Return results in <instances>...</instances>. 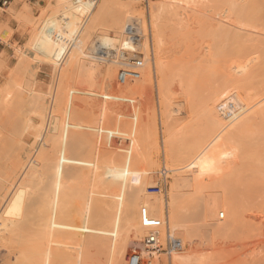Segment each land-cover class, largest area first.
I'll list each match as a JSON object with an SVG mask.
<instances>
[{
    "label": "bare ground",
    "instance_id": "6f19581e",
    "mask_svg": "<svg viewBox=\"0 0 264 264\" xmlns=\"http://www.w3.org/2000/svg\"><path fill=\"white\" fill-rule=\"evenodd\" d=\"M200 1H201L200 4L203 3V0ZM111 2L112 1L110 0H104L100 6L98 5V7L95 6V4L93 5V8L97 7L98 9L96 10L97 13L94 12L96 15L91 20L89 28H87L88 29L87 35H89L88 33L89 31L93 34V31L99 32L100 31L99 29H101L102 32L98 36H96L97 37L95 41L96 43L94 42L95 43L94 47H92L93 49L91 48L90 51L91 53L92 52L96 53V56H98L96 60H100L103 62L106 61L108 58H110L112 55L109 49L110 46L117 43L119 44V46L122 45L127 50H131V52H129V55H127L128 63L126 64V66L132 67L131 63L133 61L138 60L136 59L137 54L136 55L134 54L135 51L133 49L137 47H140L141 50L148 49V53L151 54V60L150 62H148L149 58H147V55H145V57H143L142 59L140 58V60H142L143 62L142 68L140 69L141 72L131 71L133 70L131 68L129 69L130 71H126L127 69L121 70L122 74H120V79H119V83L121 86H119L117 92L119 93V95H124L127 92L129 93V92L141 91L143 90L144 86H149V85L151 86L150 73L152 69V71H154V74L156 72V74L159 75L158 91L161 99V104L163 105L162 111L163 110L165 111L163 113H166L165 106L167 107V104L169 103L166 102L168 100H166L165 98L167 97L165 95L166 94L165 92H167L166 88L168 87L167 83H169L170 81V79L168 81V77L170 76V73L172 71L173 72L171 74L173 75V73H175L174 75L177 76L178 75L177 72L179 71V70L176 71V67L177 65H179L177 64L176 58L178 59L180 57L179 55L181 54L182 57L184 54L187 53L189 54V52H192V48L194 47V52L196 49V54H195V61H196V58L198 59V55H199V53L197 55V52L202 51L200 50L201 45L204 43H206L207 45V41H208L206 40L205 42L204 40H200V38L198 39L199 34H201L202 36V33L204 34L208 33L207 29L208 31L210 29V31H212L211 34L213 33V35L217 33L215 35L216 38L212 35L211 39L209 37L210 33L209 36L208 34H206L208 36L207 39L211 40L212 46H210V42L208 41L209 46L205 48L201 47L203 49L204 55L212 59L210 63L212 66L211 68L208 69L209 72L207 76L209 75L208 78H214V80L210 79L211 81L213 80L212 86L210 87L208 86L209 88L207 87L209 90L207 91L205 97L198 92L200 91V88L197 87L198 85L196 86V88H194L195 86L193 85V84H197L198 82L197 76L200 75L197 73H200V71L202 72V70L200 69L202 68L201 66L202 64L199 63L201 59H199V61H197V63L195 64V61L192 58L191 59L192 64H191L189 63L190 58L188 59L189 60L188 61L187 59L184 60V58L180 57L182 58L179 59L182 67L183 66L186 67L187 65L193 66L194 63L195 65L193 67L195 68V71L193 68H191L193 70L191 72L188 71L189 67H186L188 69H186L185 67L183 68L181 67L182 68L181 69L182 75L180 71L181 78L180 76L177 77V79L178 78L181 79L180 84L182 82L183 85V86L180 85L182 86L181 89L185 90V92L183 91L184 93L182 92L184 98H188L189 96L188 94H191L192 91H195V94L196 93L199 94L197 95L198 98L195 97V94H193V96L191 94V99H193V101L196 98V100L199 102L200 101L199 99H202L201 97H204L202 101L199 103L200 104L199 107L200 110L201 109L206 110L208 114V126L197 137L190 138L188 141L182 139L180 143L178 142L179 143L178 145L176 143V140H178V138L176 139V135L173 134V131L171 130L167 120L165 119V123L163 122L164 125L163 135L165 136V141L162 140V145H161L162 155L169 162V166L177 167V165L182 166L188 164L185 167V169H187L190 165L195 164L196 162L198 163L196 165H193L194 168L188 170L187 172L189 173L188 177H187V173L185 174L187 178L184 177L183 179H181L179 178L180 177L179 175L178 178H175L177 177V173L174 174V178L173 179L171 178L172 182L170 186L168 185L167 182V186L169 188L167 187L166 193L164 195L149 194L148 189L156 184V181L154 184L151 182L150 175L156 166L153 159L156 155H158L159 152L158 151L159 149L157 148L158 144L156 139L157 132L155 131L156 129H154L155 128L154 126H153L154 128L151 127L149 128L148 126V128L144 127L142 129L141 136L139 137L140 144L142 147V152L138 163L136 162L137 160H134L133 158L128 159L129 157H122L119 156L118 154H113V152L111 153L113 155L111 154L102 155V152H98V153L96 152V156L98 154L99 155L101 154L100 156L103 158L102 160H100V156H98L99 160L98 159L97 160L99 161L100 164L98 163L97 160H95V158L93 159L94 161L92 160V162L83 161L82 153L84 154L85 152H88L87 149L89 148L87 147L88 141L84 138H83L84 140L80 138L78 134L79 130L75 135L72 134L71 132H67V131L62 132L60 130L58 106L60 108L61 104H59L60 102L58 103L54 100L52 102L51 109L49 110V114L47 116L48 118L47 124L46 127L44 128V134H43L45 136H43L41 146H43L42 148L43 150L44 146L46 147L47 145L46 143L49 142V145L52 144L55 146L54 147L49 146L48 150L50 149V151L51 150L53 151L54 148L56 147L55 150L61 152L63 151L62 152L63 158L64 156H66V158L64 159L60 158L59 159L60 165H56L54 167L53 163L52 164L50 163L51 160L49 161L47 157V155H49L47 149L43 150L44 151L43 153L44 154L46 153L45 154L46 156H44L41 153L42 150L41 151L39 150L40 153H38L39 155L37 154L36 163L35 162L32 163L33 165L29 168V172L26 171L28 172V177L26 179V182H24L20 178L22 180L21 181L22 183L19 182V184L18 183L17 185L15 184L16 187L14 188L13 193L9 197V200L5 202V207L3 206L4 208L3 211L1 207L0 221H2L3 218H7V217H11L12 219L18 218L15 219L14 221L13 220L9 221L8 219V221H6V224H4L6 227V232H4V234H7L8 238L15 236L16 238L20 237L19 238L20 240L21 239L23 240L25 238L27 239L29 234L26 233H28L29 229L36 224V219L39 224H41L42 222V225H37V226L39 228L41 227L43 230L42 232H44L43 234L38 232L37 235L40 233L38 237L33 234L35 236L33 237V235H31L33 231L31 228L30 235L32 236V238H35L32 239L33 241L30 240L31 237L29 236L30 237V238L28 237L29 240H25L22 242L21 241L19 242V239L17 238L18 240L16 243L19 242L18 244H16L14 242L15 240L13 241L12 238L9 240V242L6 241L9 244L7 243L6 245L5 243H3L5 247L3 246L0 247L1 248L3 247L2 249L4 248L6 249L7 246V249H10V250L6 249L8 251L7 252L8 255L10 254L13 255V257H11L12 262L9 261L8 262L9 264L14 263L13 260L16 259L19 260V261L17 260V262H19L20 264H87L88 262L86 260L88 259L86 258V256L82 255L83 253L81 254V250L84 253H86V250L88 251L90 249L93 250L94 254L92 252H91L92 254L88 252L89 256L87 253L85 254L87 255V257H91L89 258V261L91 262H89L88 264H93L94 262H96L95 264L97 263L101 264V259H100L102 257L101 255H104L106 257V262H107L106 264H122L123 257L125 256V249L128 244L127 241L129 239L127 238L128 234L132 232L131 234L134 235V237L131 235V238L133 237L132 239L135 238L136 234L137 235L141 234L142 235V236L140 235V239H141L142 237L144 238L148 232L147 230L142 229L139 223V211L141 208H145L148 211L150 217L158 219L162 222V224L167 225L168 229L170 230L173 236H175L174 231L177 229L176 231L179 237L176 236L175 237L180 241L181 250L185 249L187 245H190L189 248H191L192 247L191 245H193V243L195 242L196 237L201 238L202 232L200 233L201 236H198L199 235L198 233L200 232L199 229H197L196 232V228H194L195 229L194 230L193 228L189 227L190 225L189 221L191 217L189 213H187L188 211L185 206V202H186L185 195L191 196V194L183 193V190L184 191L190 190L192 193V190L195 187H203L204 186L203 183H205L204 182L205 179L207 182L209 178L212 176L209 173L211 171L210 167L212 166V162H214L215 159H218V157L221 155L227 156L228 154H233L235 156L236 159L231 163L232 172L233 171L235 172V170L242 171L243 168H244L243 171H249V172L264 171V58H263L264 57V52H263L264 51V47H263L264 46V0H231V1L222 0L221 1L222 5L221 2L220 3L218 2V4L220 5L214 4L220 9L221 6H223L222 8L225 9L222 12L223 13L222 17H225L224 22L222 24L221 22L223 20H221L220 23L218 22V24L220 25V28L218 27L220 31L218 30L214 31L212 24L214 25L213 18L217 15L218 12L221 13L223 9L220 10L219 8L216 7L217 9H219L218 11L216 8L214 9L215 7L214 5L213 6L208 5L211 7L209 8L206 4H204V6L206 5L207 8L210 9L207 14L209 13L211 14L212 9H214L213 12H217V13L216 15L213 14V16L214 15L215 16L212 17V19H210L211 27L208 25L209 20H203V22L201 21L202 19L198 20V22L201 21V23H203L202 25H204V28L202 27L199 28L200 29L199 34L196 33V42L198 39L197 44L199 45L198 51H197L198 46L196 42H195L196 47L194 45L193 47L189 46L190 44L189 39L192 37V35L189 36L190 34L185 33L186 36L188 35L186 38V36H184L185 34L183 32H180V31H184V29L180 27L182 26V24L178 23L179 25L176 27L177 23H173L172 19L178 16L177 15L178 13H176V11L178 10H174L173 8L174 11L173 10L170 11L171 7L168 5V3L163 2L158 5L153 4V6L151 4L152 16L149 18L151 13L150 15L149 13L145 15V17H147V21L145 24L141 22V19L139 17H138L139 19L134 21V17H131L132 9L130 8L129 5L121 4V3H119V5L116 4L111 5L110 4ZM187 2L188 1H186V3ZM129 3L130 2H128V4ZM182 3L183 2H181V4ZM210 4H212L211 1ZM198 6L199 7L197 8V10H199L202 7V5L201 7L200 5ZM178 8L180 9V7ZM147 10L149 11V9ZM166 11L168 12L166 13ZM205 11L207 12L208 10L206 9ZM91 13L92 12L90 11L88 16L86 17L83 23V28L86 27L87 25L86 22L88 21V18L91 15ZM220 13L218 15L219 16L218 19L222 18L220 17ZM167 14H170L172 19H170V16H166ZM184 14L185 13H183V16H185ZM180 16L182 17V13ZM175 18L173 19L174 21ZM149 19L151 20L149 21ZM182 19L185 20V17ZM188 20L189 18L185 20V24L186 22H188ZM171 22L173 24H171ZM214 22H217L216 18ZM134 23L138 24V27L142 29L143 36L141 37L133 36V35L129 36V33H131V31H129L130 30L129 25L132 26L134 25ZM188 23H190V21ZM169 25L171 27L170 30L168 29ZM171 25H175V26H171ZM197 25L199 27V23H197ZM205 25H207L209 28L206 29L207 26ZM231 25H233L236 28L235 31L228 30V26ZM184 26L185 25H183V27ZM179 27L183 30H181ZM188 27L189 26L185 28L186 29L185 31H191V29ZM178 28L180 31L176 30ZM191 28L193 29V27ZM167 29L169 30V32L167 31L168 32L167 37L170 38V40L176 39V41H178L177 42L178 44L179 41L181 43V41L185 37L186 40L184 39L185 40L184 45H186L185 44L186 41L187 43H189L186 46L188 50L184 49L181 51V53H179L180 50L177 49L178 50L177 52L175 49L176 54L178 55L176 56L175 54L176 57L174 56L175 59H173V61L174 62L176 61V63L171 61L172 58L169 57L170 61L173 62L174 65L173 64L172 65L174 67L171 65V63H169L170 67L167 66L166 56L162 57L165 55L163 47L165 45L164 39L167 33L166 32ZM197 30L198 28L196 29V31ZM80 31L83 32V29H81ZM82 32H79L80 33L79 36L77 35L76 38L73 40V42L70 43V49L75 48L78 51L79 56L81 55V57L82 56L85 57L84 60L86 61L87 55L84 54L86 51L85 52L83 51L86 50L84 49L85 45L83 46V43H81L80 41L78 42L79 37H80L79 40H81L82 37L81 35L84 33ZM125 33H127V35H125ZM170 33L171 35H169ZM145 34L147 38H145ZM123 35H125L126 37L124 38ZM48 36L49 37L54 36V31L48 30ZM181 36L183 37L182 40H180ZM87 39L88 38L85 39L83 36V42L85 40V44H87L86 43ZM167 40L170 42L169 39ZM139 41H142L141 44H138ZM201 42L202 44H200ZM171 44H173V42ZM259 44L260 45L263 44L262 49H260V52L257 51L260 48ZM181 45L182 47L184 46L182 43ZM250 51L251 53L249 54ZM253 51L255 53H253ZM194 52H192V54H194ZM262 52L263 54L261 55L263 56L261 59V56L259 57V54ZM86 53L88 54V52ZM169 53L171 52L169 51ZM256 53L259 54L256 55ZM19 54H21V52H19ZM201 54L199 55L200 58L202 56ZM140 55L143 54L140 53ZM173 55L174 53H172V56ZM71 57L70 60L72 59ZM121 58L122 56H119V59ZM205 58L206 57H204V59ZM74 59H76L75 56L73 57L72 61ZM213 59L214 60L216 59V61L212 62ZM218 60L221 61L220 64L222 66L219 64ZM205 61H207L206 65L209 66L208 63L209 61L208 60ZM182 62L183 63L186 62V65H183ZM90 63H92V61H90ZM86 64L88 65L87 66V68L89 69L87 70L88 72H90V70L97 71L95 70L96 69L95 67L97 66H94L93 63H92L93 66H90L92 64L89 65V63ZM106 64H105V69H103L104 77L109 78L110 73L113 74L112 75L113 77L115 73H113L112 70L110 69L112 65L110 67L107 65L106 67ZM117 64L122 65V63L120 61L118 62V60H117ZM197 65H198V70H197ZM213 66L220 68L215 69V67ZM129 73H132L133 76L127 77L126 75ZM206 73L207 72H205V74ZM123 75H125L126 77L124 81L122 80ZM172 75L170 76V78L174 76ZM203 77L201 74V78ZM204 81H202V83H206V81L205 82ZM204 85L206 87L207 83ZM193 88L195 90H193ZM4 92H5V96H3V101L6 104L9 102L8 101L10 98L9 92L11 91L9 89V92L8 90H5ZM191 99L190 100L186 99V100L189 103ZM186 100H184V102ZM193 101L192 103H196ZM188 103L186 102V106ZM192 105L190 102V104H188L187 107L189 108L190 106L191 108ZM253 105L255 106L259 105V107L257 108L255 107V109L253 110L254 112L252 111L250 114H246ZM168 107H170V105H168ZM242 115H244V117L240 119V121L236 122V120ZM232 123H234L233 126H231ZM92 124L94 123H91V125ZM123 125L124 124L122 123L121 125L122 128ZM85 128L86 130L89 129V127H85ZM122 128H120V130H122ZM125 128L126 127L124 126V129ZM94 129L95 128H93V130ZM225 129L226 131L223 132ZM80 130L83 129L80 128ZM88 131L89 130H87V132ZM96 131L98 132V130ZM114 132L116 133V131ZM222 132L223 134L220 136V133ZM117 133H119V131ZM254 135L256 136V139H250V137L252 138V136ZM93 136H95V134ZM44 138L46 139L49 138V141L48 142L45 141L46 139ZM100 140L101 137L99 138V141ZM215 140L218 141L214 144L211 152H205L207 146L210 145ZM97 143L99 144L101 142L97 141ZM59 153L60 152L56 153V155H58ZM89 153H92L91 150L90 152H88V154ZM93 153L95 152L93 151ZM69 155L71 157H69ZM76 157H78L79 160ZM92 157H95L94 154L92 155ZM198 158L199 160H197ZM37 159H39L38 162ZM61 161L63 162V164L61 163ZM50 164H51V168L48 167V165ZM165 164L161 167V169H165L168 173H172L176 169L175 168L174 170H170L172 167H170V169H166ZM86 167H91L92 169L89 168V172H88L85 169ZM62 170L65 171L67 170V171L65 173H62ZM178 170L180 171V169ZM41 171L42 172L44 171L46 173V177L45 174L43 175L44 172L41 174ZM180 175L183 176L184 174H180ZM25 176L23 178L24 180H25ZM41 176H44L45 179L48 180L47 182L43 180L42 186L41 183H39ZM219 179L220 178H217V180ZM260 182L264 186V179L263 180L257 179V181L250 180L249 182L246 183L247 197L248 196L251 197L253 195L256 183H260ZM27 189L31 191L29 192L30 194L27 192L28 191ZM44 195H47L45 199H44ZM26 197H28L27 202L24 203V199H26ZM38 204H41L43 206L41 209L37 210L35 208H37ZM223 211L226 214L225 215L226 219L224 218ZM39 218L41 221L38 220ZM204 218L208 219L209 221H213V226H212L214 231L213 234L220 235L234 231L237 227L238 218H239L235 198L233 199L232 197L229 199L217 198L210 201V203H207V205L204 207ZM220 219H224V222H222V220L220 222ZM254 220L259 222V229H258L259 232L257 237L259 236L261 237V240L255 245L257 246L258 244H262L264 242V218L258 219L255 217ZM3 222L5 221H2V223ZM2 223H0V226ZM3 229L5 228L3 227L2 231ZM209 231L210 230L208 225V232ZM22 234L24 235L26 234L27 237ZM159 234L160 237L163 238L162 230H160ZM0 239H2V237ZM1 242L2 241H0V245H2ZM73 245H75L74 248L72 247ZM75 247H80V249L76 248L78 249L77 250L78 253L75 255H71L70 254L71 252L69 250L73 248L72 249L73 252ZM174 253H178V252H174ZM174 253L169 255V257L171 255L174 256L169 258L168 262L162 261L160 259V256H157L156 254H153L151 256L152 257L157 256L155 257L156 260L154 264H182L185 256L184 257L176 256ZM146 254L147 253H145L141 249V255L144 256ZM94 255H96V257L98 258H96ZM258 255L259 258L257 260L254 259L253 257L251 258V260L253 259L252 264H264V251L259 252ZM4 260L7 261L6 257L3 259V262L5 264L6 261ZM216 261L217 263H219L218 262L219 259ZM17 262H15L14 264H16ZM214 263H215L214 261L212 262V260L209 259V261H205L202 264H214ZM230 263L231 262L229 261V264ZM148 264H153V262L149 260Z\"/></svg>",
    "mask_w": 264,
    "mask_h": 264
},
{
    "label": "rangeland",
    "instance_id": "374dc122",
    "mask_svg": "<svg viewBox=\"0 0 264 264\" xmlns=\"http://www.w3.org/2000/svg\"><path fill=\"white\" fill-rule=\"evenodd\" d=\"M103 1L104 0H46V6L44 9L40 10L38 17L34 18L32 16V14H28V15L22 17V20L24 21V23L29 28L28 41L24 45H19V46L14 45L12 47L13 56L16 60V65L12 70L7 71L2 76V79L5 81L2 85H0V196H1V198H0V209L2 207V211L4 209L3 206L5 207V202L7 200H9V197L11 196V194L14 191V188L16 187L15 184L16 185H17V183L19 184V182H21L22 180L24 182H26V179L28 177L29 168L33 165L32 163H34V162L36 163L37 154L40 153V151L43 148V146H41V142H42L43 136H45V135H43L44 134V128L46 127L47 119H48L47 116L49 114V110L51 109L52 102L54 100L58 103L60 102L59 104H61L60 108L58 106L60 130L62 132L63 131L71 132L74 135L77 134V131L79 130L78 134H79L80 138L81 139L84 138L88 141V142L86 141L87 147H89L87 149H88V152H90V150H91L92 153H89V154H88V152H85L84 154L82 153L83 161L92 162V160L94 158H95V160H97V159L99 160L98 156H100L101 154L100 155L98 154L96 156V152L97 153L102 152V155H104V154L108 155V154H111L113 152V154H118L119 156H122V157H129L128 159L133 158L134 160H137L136 162L138 163L140 160L141 152H142V147H141L140 140H139L140 139L139 137L141 136V133H142V129L144 127L148 128V126H149V128L155 127L154 129H156L155 131L157 132L156 133V139H157V144H158L157 148L159 149L158 150L159 152H158V155H156L153 159V161L156 164L155 168L153 169V171L150 175V179H151V182L153 184L155 183V181H157V174H158L159 170L161 169V167L165 163H166L165 164L166 169H170V167H172V166H169V162L162 155V146L161 145H162V140L165 141V136L163 135L164 134L163 133L164 132L163 122L165 123V119L167 120L171 130L173 131V134L176 135V139L178 138V140H176V143L178 145L182 139L188 141L190 138L197 137L208 126V114H207L206 110H203V109L200 110V107H199L200 104L199 103L202 101V99L207 94V91L209 90L208 88L210 86H212V81L214 80V78H208L209 75L207 76V74L209 72L208 69L211 68V66H212L210 64L212 59H210L208 56L204 55V52L202 49V48L209 46L208 41L210 42V46H212L210 39H211L213 33L211 34L212 31H210V29L208 31L207 28H209V27L207 25H205V26H207L206 29H207L208 33H205V34L202 33V36H201V34H199V30H200L199 28L200 27L204 28V25H202L203 23H201V21L203 22V20H209V22L208 21H206V22H208L209 23L208 25L211 27V25H210L211 20L210 19H212V17H214L217 13V12H213V10L217 7L214 4L220 5V4H218V2L220 3L222 0L221 1L220 0L219 1L218 0L217 1H215V0H208V1L203 0V3H201V4H200V2H201L200 0H193V2H192V0H181V1L180 0H178V1L177 0L176 1L175 0H165V1H163V0H148L147 1V6H148L147 9H149V11L144 9L143 0H110V1H112L110 3L111 5L112 4L119 5V3L129 5L130 8L132 9L131 10V17H134V21H136L137 19L140 18L141 22H143L145 24L147 21V18L145 17V15H147L148 13L150 15V13H151L149 18L152 16V12H151L152 8L151 7L153 6V4L158 5V4L165 2V3H168V5L171 7V9L169 8L170 11L173 10V8H174V10H178V11H176V13H178L177 14L178 16H176V18L174 17L175 21L173 20L174 18L172 19L170 14H167L166 16H170V19H172L173 23H177L176 27L180 23L182 24V26H180V27L183 28L184 31H180L179 30L180 27L178 29H176L177 31L179 30L180 32H183L184 34L185 33L190 34L189 36L192 35V37L190 39L188 37V39L190 40V44L187 43V41H186V43H185L186 45H184V42L186 39L184 37V39H185L184 40L183 37L181 36L180 40H182V39L184 40V41L182 40L183 42L181 41V43L184 46L182 47L180 41H179V43H178L179 45H178L177 44L178 41H176V39L170 40V38L167 37V34L171 28L169 25V28H168L169 30L168 29L166 30V32L167 31L168 32L166 33V36L164 39L165 45H164L163 49H164L165 55L162 56V57L166 56V64L169 67H170L169 63H171V65H172L174 62L173 59H175L174 56L176 54V51L178 52V50H180L179 53H181V51L184 49L188 50L186 48L187 44H189V46H191V47H193V45L195 46L196 33L199 34L198 39L200 38V40H204L205 42H206V40H208L207 45H206V43H204V41H203L204 44H202V42L200 43V44H202L201 45L202 48L200 47V50H202V51L199 52L198 51L199 45L197 44L198 43V39H197V42H196V44L198 46L197 47V51H198L197 55H198V53H199V55L202 53L201 54L202 56L200 58V56L198 55V59L196 58V61H195L196 49L194 52V47L192 48V52H194V54H192V52H189V54L188 53L184 54L183 57H182V54L179 55L180 57L184 58V60L185 59L188 60L190 58L189 63H191V64H192V61H191L192 58L195 61V64L197 63V61H199V59H201L199 61V63L202 64L201 65L202 68H200L202 70V72L200 71V73H197L200 76H197V79H198L197 84H193V85L195 86L194 88H196V86L198 85L197 87L200 88V91H198V92L200 94H202L204 97H201L202 96L201 95L200 97L202 99H199L200 100L199 102L196 100V98H195L196 101L195 100L193 101V99H191V94L193 96V94H195V91H192L191 94H188L189 95L188 98L191 99V101H189V103L187 100H190V99L184 98L183 93L185 92V90L181 89L183 85H182V82L180 84L181 79H179V78L177 79V77L180 76V78H181V75H182L181 69L185 66L182 67V65L180 63L179 59H182V58H180V57L178 59L176 58L177 64H179V65H177V67L179 66L180 68L178 67V69H177V67L175 66L176 71L179 70L177 72L178 75L176 74L177 76H175L174 75L175 73H173V75H174L173 76L171 74L173 72L172 71L170 73V76L172 75L173 77H171V78H170V76L168 77V81H169V79H170V81H169V83H167L168 84V87L166 88L167 92H165L166 93L165 95L167 97H165V98H166V100H168L166 102L167 103L169 102V103L167 104V107L165 106L166 113H163V112H165L164 110L162 111L163 105L161 104V99H160V95H159V91H158L159 90V86H158L159 75L156 74V72L154 74V71H152V69H151V73H150L151 86L150 85L144 86L145 89L143 88V90H141V91L129 92V93L127 92L124 95H119V93L117 92L119 86H121L120 83L118 82L117 78H116L118 73L121 70L127 69L126 71H130L129 69L130 68L132 69L131 66L130 67L126 66V64L128 63L127 55H129V52H131V50H127L124 46H122V45L119 46V44L115 43V44L111 45L109 48L111 53H112L111 57L108 58L106 61H103V62L100 60H96L98 56H96L95 52L91 53L90 49L92 47H94V44L96 43L95 42L97 39L96 36H98L102 31H101V29H99L100 30L99 32L93 31V34L89 31L88 32L89 35H87V30H88L87 28H89L91 20L93 19V17H95V15H96L95 13H97L96 10L98 9L97 8L98 5L100 6L103 3ZM127 1L130 3L128 4ZM186 1H188V2L186 3ZM210 1L212 4H210ZM229 1H231V0H229ZM122 2H124V3H122ZM181 2H183L184 4L183 3L181 4ZM172 3H173V5H172ZM94 4L97 7L94 6L95 8H93ZM151 4H152V6H151ZM185 4H186V6H185ZM204 4H206L207 6L208 5H212V6L214 5L215 6L214 9H212V11H211L212 15L210 13L207 14L210 10L209 8H211V7L208 6L209 8H207L206 5L204 6ZM181 5H183V6H181ZM198 5H200V7L202 5V7L199 10H197V8L199 7ZM221 5H222V2H221ZM177 6L180 7V9ZM222 7L223 6H221V9L219 7H217L220 10H222V9L223 10L221 11V13L220 12L217 13V15H216L217 17L215 16L213 18L214 19L213 20L214 25L212 24V27H213L214 31H217V30L220 31V29H219L220 25L218 24V22L220 23V21L223 20L221 22V24H222L225 20V17H222L223 16L222 12L225 9ZM224 7H226V6H224ZM206 9L208 10L207 12L205 11ZM219 9H217V10L219 11ZM90 11L92 13L89 16L88 21L86 22L87 23L86 27L83 28V23H84V21H85V19L88 16ZM167 12L168 11H166V13ZM181 13H182V17L180 16ZM183 13H185L184 14L185 16H183ZM219 13H220V17H222L221 19H218ZM92 14H93V16H92ZM213 14H215V15L213 16ZM184 17H185V20L187 18H189L188 22L190 21V23L186 22V24H185V20L182 19ZM215 18H216L217 22H214ZM199 19H202V20L198 22ZM150 20L151 19H149V21ZM166 22H168V21H166ZM173 23L171 22V24H173ZM197 23H199V27H198ZM169 24H170V22H169ZM183 25H185V26L183 27ZM171 26H175V25H171ZM187 26H189L188 28H190L191 31H185L186 30L185 28H187ZM191 27H193L194 30ZM197 28H198V30L196 31ZM81 29H83L84 33L82 31H80ZM183 29H181V30H183ZM235 29L236 28L233 25L228 26V30H230V31H235ZM48 30L54 31V36L49 37L48 36ZM129 31H131V33H129V36L130 35L140 36V37L143 36L142 29L140 27H138V24H136V23L130 27ZM79 32H82L83 34L81 35L82 36L81 40H79L80 39V37H79L78 42L80 41L81 43H83V46L85 45L84 49H86V50H83V51L84 52L86 51L89 54L88 55L86 52L84 53L85 55H87L86 61L84 60L85 57H83V56L81 57V55L79 56V53L75 48L70 49V43L73 42V40L76 38L77 35L79 36V34H80ZM209 33H210V36H209ZM174 34H177V33H174ZM186 34L184 36H186ZM206 34H208L210 39H207L208 36ZM125 35H127V33H125ZM125 35H123L124 38L126 37ZM169 35H171V33ZM215 35H213V36L215 37ZM83 36L85 39L88 38L87 39L88 41L86 40L87 44H85V40L83 42ZM187 36H186V38H187ZM145 38H147L146 34H145ZM173 38H174V36H173ZM167 39H169L170 42ZM193 40H194V43H193ZM243 40H245V39H243ZM241 41H242V39H241ZM141 42L142 41H139L138 44H141ZM172 42H173V44H171ZM167 43H168V45H167ZM191 43H192V45H191ZM262 46H263V44H261V45L259 44L260 48L257 51L260 52V49H262ZM175 49H176V51H175ZM133 50L135 51L134 54L135 55L137 54L136 59H140V58L142 59L143 57H145V55H147V58H149L148 62H150L151 54L148 53V49L147 50L146 49L141 50L140 47H137ZM18 51L21 52V54H19ZM169 51L171 53H169ZM173 51H175V52H173ZM254 51H255V49H254ZM254 51H253V53H255ZM183 52H185V51H183ZM263 52L260 54L256 53V55L259 54V57L261 56V59H262L263 55H261V54H263ZM140 53H142L143 55H140ZM172 53H174L173 56H172ZM250 53H251V51L249 52V54ZM177 55L178 54H176V56ZM74 56L76 58V59H74L75 63H74V60L72 61ZM119 56H122V58L119 59ZM167 56H168V58H167ZM250 56H252V55H250ZM70 57L72 58L71 60H70ZM92 57L94 58V60ZM169 57L172 58L171 61H173V62L170 61ZM204 57H206L207 59L206 58L204 59ZM203 59H204V61H203ZM117 60H118V62L120 61L122 63V65H118ZM205 60L209 61L208 62L209 66L206 65L207 61H205ZM219 60H218V62L220 64L221 61H219ZM90 61H92L93 64L96 61H98L94 64V66H97V67H95L96 69L94 68L97 71H94V70H90V72L87 71L89 69L87 68L88 65L86 63H89V65L92 64V63H90ZM214 61H216V59L215 60L213 59L212 62H214ZM101 62L104 64H102ZM109 62H110V65H109ZM183 62H182V64L186 65L187 61L185 63H183ZM204 62H206V63H204ZM72 63H73L75 68L73 67ZM79 63L82 66H80ZM174 63H176V61ZM83 64H84V66H83ZM93 64L90 66H93ZM105 64H106V67H107V65L109 67L112 65L110 67V69L112 70L113 73H115V75L113 77H112L113 74L110 73V76H109V78L111 77L110 79L108 77L107 78L104 77L103 69H105ZM195 64L193 63V66ZM78 65L80 66V68ZM193 66L187 65L186 67H189V69L186 67L185 68L188 69V71L192 72L193 70L191 68H193L195 71V68ZM199 67H200V65H199ZM213 67H215V66H213ZM217 68L218 67H215V69H217ZM114 69H116V70H114ZM171 69H174V68H171ZM203 69L205 72H207L206 74L203 71ZM221 69H222V67H221ZM197 70H198V65H197ZM91 71H94L95 73L91 72ZM131 71H134V70H131ZM180 71H181V75H180ZM138 72H141V70L140 71L138 70ZM201 74H202V77L204 75L203 78H201ZM82 75H84V76H82ZM205 77H206V79H205ZM199 78H200V80H199ZM210 79H213V80L211 81ZM201 80L206 81V83H207L206 87L204 85L206 83H202ZM200 81L202 84L200 83ZM7 83L9 85V87H8ZM180 85H182V86H180ZM194 88H193V90H195ZM9 89L11 92H9ZM5 90H8V92L10 93V95H9L10 98L8 100L9 102L7 101L8 103H6V104L3 101V96H5V92H4ZM197 95H199V94L196 93L195 97H197ZM184 100H186V101L184 102ZM192 101L196 102V103H192ZM186 102L188 104H190V102H191V105L193 104L192 107L190 108V106H189V108H188L187 107L188 104L186 106ZM168 105H170V107H168ZM253 106H251L250 110H248V112L246 114H250L255 109V107L256 108L259 107V105L258 106L253 105ZM180 107H182V108H180ZM243 117H244V115L240 116L236 120V122L240 121V119H242ZM90 118H91V120H90ZM98 120H99V122H98ZM91 123H94V124H92L93 126L91 125ZM122 123L124 124L123 128L121 126ZM233 125H234V123L231 124V126H233ZM124 126L126 127L125 128L126 131L124 129ZM85 127H89V129H87V130H89L88 132H87ZM91 127H92V129H91ZM257 127H258V124H257ZM80 128H82L83 130H80ZM93 128H95V129L93 130ZM114 128H115V130H114ZM120 128H122V130H120ZM96 130H98V132ZM111 131L112 132L116 131V133L115 132L112 133ZM118 131H119V133H117ZM225 131H226V129L223 132H225ZM223 132L220 133V136L223 134ZM94 134H95V136H93ZM100 137H101V140L99 141ZM44 139H46V138H44ZM250 139H256V136L254 135V136H252V138L250 137ZM45 141L48 142L49 138L46 139ZM97 141L101 142V143L98 144ZM217 141L218 140H215L210 145H208L205 152H211L214 144ZM90 143H92L93 145ZM46 144L47 145H46V147L44 146V149H47V152L49 154V155H47V157H48L49 161L51 160L50 163L51 164L53 163L54 167L56 165H60L59 159L60 158H62V159L66 158V156H64V158H63V154H62L63 151L61 152V151L55 150L56 147L54 148L55 151L54 150L50 151V149L48 150V147L49 146L54 147L55 145H52V144L49 145V142ZM57 148H58V146H57ZM97 149H99V150H97ZM43 150L41 153L44 156H46L45 155L46 153L44 154ZM93 151L95 153H93ZM45 152H46V150H45ZM58 152H60V153L58 155H56V153H58ZM91 154L92 155L94 154L95 157H92ZM113 154H111V155H113ZM84 155H85V157H84ZM89 155H90V157H89ZM40 157H41V155H40ZM47 157H46V159H47ZM69 157H71V156L69 155ZM78 157H76V158H78ZM102 159L103 158L100 156V160H102ZM235 159L236 158L233 154H228L227 156H223V155L219 156L218 159H215V161L212 162V166L210 167L211 171L209 172L212 176L209 178V180L207 182L205 179V181H204L205 183H203L204 184L203 187H195L192 190V193L190 190H189L190 192L183 190V193H188V194L190 193L191 194V196L185 195V198H186L185 206H186V209L188 211V212L187 211L186 212L189 213V215L191 217V219L189 221V224H190L189 227L193 228V229L196 228V232H197V229H199L200 232L198 233L199 235L198 234L197 235L201 236L200 233L202 232V236H201V238L196 237L195 242L193 243V245H191L192 246L191 248H189L190 245H187L185 247V249H182L178 253H174L176 256H183V257L185 256L182 264H202L205 261H209V259H211L212 262L214 261L215 262L214 264H229V261L231 262L230 264H233V263L234 264H242V263L243 264H252L253 259L251 260V258L253 257L254 259L257 260L259 258L258 257L259 252L264 251V242L262 244H258L257 246H255L261 240V237L260 236L257 237L258 232H259L258 231L259 222L254 220L255 217L258 219L264 218V186L262 185L261 182L256 183L255 188H254V193L251 197H249V196L247 197V190H246L247 189L246 183L249 182L250 180L251 181L252 180L257 181V179H261V180L264 179V171L249 172V171H243L244 170V168H243L242 171L235 170V172L234 171L232 172L231 171V163ZM38 160L39 159H37V162H38ZM78 160H79V158H78ZM197 160H199V158ZM62 161H61V163L63 164ZM130 162H132V161H130ZM98 163H99V161H98ZM98 163H97V165H98ZM197 163L198 162L190 165L187 169H185V167L188 164H185L182 166L177 165V167L176 166L172 167L170 170H174L175 168L176 169L174 170L175 173L174 172L169 173L168 185L170 186L172 179L174 178V174H176V173H177V177H175V178H178L179 176H180L179 178H181V179H183L184 177L187 178L188 174H189V173H187L188 170L194 168L193 165H196ZM51 164L48 165V167L51 168ZM167 167H169V168H167ZM27 168H28V170H27ZM46 168H47V166H46ZM89 168L92 169L91 167H86L85 169L89 172ZM63 169H65V168H63ZM178 169H180V171ZM67 170H69V169H67ZM26 171H28V172H26ZM66 171L62 170V173H65ZM43 172L41 171V174ZM23 173H25L26 176ZM186 173H187V177L185 176ZM44 174L46 177L45 172L43 173V175ZM171 174H172V177H171ZM180 174H184V175L181 176ZM24 176H25V180L23 179ZM45 177L41 176V178L39 180V183H41V186L43 185V180H45L46 182L48 181L47 179H45ZM47 178H48V176H47ZM217 178H220V179L217 180ZM41 179H42V181H41ZM168 191H169V189H168ZM27 192L29 193L31 191L28 190ZM28 193H27V195H28ZM47 195H48V193H47ZM47 195H44V199H45V197H47ZM231 197H232V199L235 198L236 207H237V211H238V215H239L237 227L234 231L229 232V233L220 234V235L219 234L218 235L213 234L214 233L213 228H212L213 221H209L208 219L204 218V207L207 205V203H210V201H212L214 199H217V198L229 199ZM27 198L28 197H26V199H24V203L27 202ZM29 198H30V196H29ZM42 206L43 205L38 204L37 208H35V209H37V210L41 209ZM0 212H1V210H0ZM137 213H138V210H137ZM223 213H224V211H223ZM225 215L226 214L224 213V218H225ZM8 219H9V221H12V220L14 221L15 219H18V218L12 219L11 217H7V218L2 219V221H5V222L2 223V221H0V223H2L0 226V229H1L0 230L1 231L0 238L2 237V239L5 240L4 241V240L0 239V241H2L1 242L2 245H0V246H3V247H5L3 245V243H5L7 245V243L9 242V240L11 238L13 239V241L15 240L14 241L15 243L20 238V237L19 238L17 237L18 238L17 239L15 236L14 237L16 239L14 237L8 238V235L4 234V232H6V227L4 224H6V221H8ZM38 220L41 221L40 218ZM221 220H222V222H224V219H220V222H221ZM37 225H42V222H41V224H39L37 222V219H36V224L31 227L33 230L32 234L30 233L31 228L29 229V232L27 231L28 233H26V234H29V236L31 237L30 240L35 239V238H32L31 235L34 234L35 236L38 237V235L40 233L41 234L44 233V232H42L43 231L42 228L41 227L39 228ZM208 225H209V230H210L209 232H208ZM3 227L5 229H3V231H2ZM206 228H207V230H206ZM176 230L174 231V234L176 237H179ZM38 232H40V233L37 235ZM131 233L128 234V236H127V238H129V239L127 240L128 244H127L126 249H125V256L123 257L122 264H126L128 258L140 248V246H139L140 241L143 238L142 237L140 239L141 234L137 235L135 233L136 234L135 238H137V239H135V238L132 239L134 237V235H132ZM26 234L25 235L22 234V235L26 236ZM34 235H33V237H35ZM131 235L133 236L132 238H131ZM28 237H27V239L25 238L23 240L19 239V242L29 240L30 237L29 238ZM6 241H8V242H6ZM18 243H16V244H18ZM14 246H17V245H14ZM74 246L75 245H73L72 247L74 248ZM2 248L0 247V264H4L3 259L5 257L7 259V261L4 260V261H6L5 264H9L8 263L9 261L12 262L11 257H13V255L10 254L11 251L9 252L10 255H8L7 250H10V249H7V246H6L7 250L5 248H4L5 250ZM73 248H71L69 250L71 252L70 253L71 255H75L78 253L77 252L78 249H76V248L80 249V247H75L76 250L74 249L72 252ZM88 252L93 253V250L92 249H90L88 251L86 250V253L89 256ZM86 253H84L81 250V254L83 256H86V258L88 259L86 261L89 263V262H91V261H89V258H91V257H87V255H85ZM156 255L160 256V259L162 261H167V262L169 261V258L174 256V255H171L169 257V256H166V255L160 254V253H156ZM94 256L96 257V255H94ZM94 256H92V257H94ZM101 256H100L101 257L100 258L101 264H106L107 263L106 257L104 255H101ZM141 256L146 259V256H149V254H146L144 256L141 255ZM157 256H155V257H157ZM155 257H151V260H150L153 262V264L155 263V260H156ZM96 258H98V257H96ZM218 259H219V261H218L219 263H217V261H216ZM17 260L18 259L13 260L14 263L17 262ZM14 263H12V264H14ZM17 263L20 264L19 262H17ZM95 263L96 262H94L93 264H95Z\"/></svg>",
    "mask_w": 264,
    "mask_h": 264
},
{
    "label": "built area",
    "instance_id": "2783aa9c",
    "mask_svg": "<svg viewBox=\"0 0 264 264\" xmlns=\"http://www.w3.org/2000/svg\"><path fill=\"white\" fill-rule=\"evenodd\" d=\"M147 1L143 0L144 9L147 10ZM6 3H2V6H5ZM147 18V17H146ZM135 24V23H134ZM131 25H129L130 29ZM132 69L138 71L142 68V60L138 59L133 61ZM121 71L118 73L117 80L119 82ZM127 77H132L133 74L129 73ZM125 75H123L122 80H125ZM169 173L165 169H160L157 174V181L154 186H151L148 189L149 194H162L164 195L167 190ZM139 223L142 229L147 230V234L140 242V248L134 252L127 260L126 264H148V261L151 260V255L160 253L166 256L174 252H180L181 244L175 236L172 235L167 225L162 224L158 219L152 218L149 216L148 211L145 208H141L139 211ZM160 230L163 231V238L160 237ZM142 249L145 253L149 254V257L141 256Z\"/></svg>",
    "mask_w": 264,
    "mask_h": 264
},
{
    "label": "crops",
    "instance_id": "0c3cea01",
    "mask_svg": "<svg viewBox=\"0 0 264 264\" xmlns=\"http://www.w3.org/2000/svg\"><path fill=\"white\" fill-rule=\"evenodd\" d=\"M45 6L46 0H0V85L5 81L2 76L16 65L12 47L28 41L29 28L22 17L32 14L36 18Z\"/></svg>",
    "mask_w": 264,
    "mask_h": 264
}]
</instances>
